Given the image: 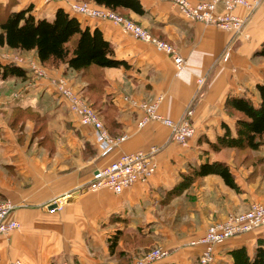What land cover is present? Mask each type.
I'll return each instance as SVG.
<instances>
[{
  "label": "crops",
  "instance_id": "obj_1",
  "mask_svg": "<svg viewBox=\"0 0 264 264\" xmlns=\"http://www.w3.org/2000/svg\"><path fill=\"white\" fill-rule=\"evenodd\" d=\"M140 2L143 15L124 16L172 44L185 60L181 70L172 57L112 22L72 14L66 2L0 0L12 11L32 5L36 18L50 22L63 9L82 28L98 29L111 58L122 62L78 73L64 63L40 64L35 51L0 46L1 64L27 72L0 78V203L13 202L11 218L20 223L0 237V264H135L157 248L169 256L150 264H199L203 247L195 242L210 226L254 203L264 205V138L258 149L234 144L242 114L231 104L233 98L260 103L264 0L254 10L236 11L246 21L240 35L189 22L170 2ZM32 66L47 76L37 78ZM62 77L98 111L113 139L127 140L104 148L94 128L82 125L58 95L52 81ZM160 96L165 118L180 121L193 111L196 135L187 145L173 142L160 122L138 126L143 113L130 102ZM152 148L157 171L149 182L121 194L90 190L95 175L122 154ZM214 163L227 167L231 185L220 174L199 173ZM261 249L264 227L216 246V264H255Z\"/></svg>",
  "mask_w": 264,
  "mask_h": 264
},
{
  "label": "built area",
  "instance_id": "obj_2",
  "mask_svg": "<svg viewBox=\"0 0 264 264\" xmlns=\"http://www.w3.org/2000/svg\"><path fill=\"white\" fill-rule=\"evenodd\" d=\"M46 2H66L68 11L75 15H81L89 19L109 21L121 27V29L135 39L153 46L161 53L173 58L178 70L185 66V60L178 54L176 48L163 40L155 37L148 29L134 21L119 15L110 8L99 6L92 2H76L71 0H45ZM170 2L175 5L180 14L189 22H197L212 25L221 30L240 35L243 33L245 18L236 13L240 8L254 10L263 0H202L193 3L191 0H157ZM221 9V11H219ZM230 53L226 52L223 60L228 61ZM37 78H45L46 71L39 66H32ZM203 84V80L199 81ZM58 95L67 102L69 110L77 116L84 126L94 128L98 141L106 149L112 148L127 140V136L113 139L102 122L98 113L85 99H83L67 78H59L52 81ZM163 97H158L154 102L130 103L143 113L139 121L140 128L150 122H160L171 131V140L180 145H187L196 135V129L191 122L193 111L188 110L183 120L174 121L163 117L159 108ZM156 148L149 152H135L122 154L108 167L100 170L90 186V190H110L115 194H121L126 189L150 181L157 171L155 161ZM16 210V205L11 201L0 203V237L8 236L20 228V223L11 218ZM264 227V205L254 203L249 210L242 214L229 215L226 219L210 226L206 233L195 244L203 247L199 264H216V246L230 238L249 233ZM169 256V251L157 248L145 256L140 257L135 264H150ZM15 264H21L17 262Z\"/></svg>",
  "mask_w": 264,
  "mask_h": 264
},
{
  "label": "trees",
  "instance_id": "obj_3",
  "mask_svg": "<svg viewBox=\"0 0 264 264\" xmlns=\"http://www.w3.org/2000/svg\"><path fill=\"white\" fill-rule=\"evenodd\" d=\"M112 9L118 14L134 12L143 15L145 10L140 0H85ZM3 9V10H2ZM2 11V12H1ZM33 6L12 11L9 5L0 4V46L8 50L31 52L42 65L55 66L64 63L69 71L82 72L91 67H119L122 62L113 60V50L98 30L82 28L75 17L63 9L57 11L54 21L38 19L33 15ZM264 57V43L257 53ZM26 70L14 65L0 63V78H24ZM259 105L245 98H233L232 107L242 114L238 122V137L234 144L242 143L247 148L258 149L264 138V81L257 86ZM200 174H220L231 185L227 167L221 163L203 165ZM255 264H264V250H258Z\"/></svg>",
  "mask_w": 264,
  "mask_h": 264
},
{
  "label": "rangeland",
  "instance_id": "obj_4",
  "mask_svg": "<svg viewBox=\"0 0 264 264\" xmlns=\"http://www.w3.org/2000/svg\"><path fill=\"white\" fill-rule=\"evenodd\" d=\"M73 1H76V2H87V1H85V0H73ZM2 10H3V9H2ZM1 12H2V11H1ZM119 15L125 17L124 14H119ZM125 18H126V17H125Z\"/></svg>",
  "mask_w": 264,
  "mask_h": 264
},
{
  "label": "water",
  "instance_id": "obj_5",
  "mask_svg": "<svg viewBox=\"0 0 264 264\" xmlns=\"http://www.w3.org/2000/svg\"><path fill=\"white\" fill-rule=\"evenodd\" d=\"M56 207H57V206L55 205V206H52V208H50V209H51V210H54Z\"/></svg>",
  "mask_w": 264,
  "mask_h": 264
}]
</instances>
